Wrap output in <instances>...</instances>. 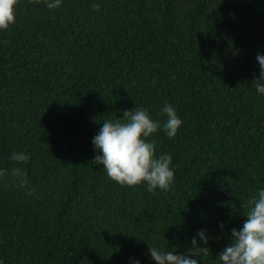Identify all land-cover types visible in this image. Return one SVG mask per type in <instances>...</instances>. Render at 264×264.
<instances>
[{"label":"trees","instance_id":"trees-1","mask_svg":"<svg viewBox=\"0 0 264 264\" xmlns=\"http://www.w3.org/2000/svg\"><path fill=\"white\" fill-rule=\"evenodd\" d=\"M258 52L264 0H18L0 30L2 264H157L150 246L188 252L201 228L196 258L220 264L264 186ZM165 102L183 121L152 134L172 184L114 181L94 160L101 123L136 107L163 121Z\"/></svg>","mask_w":264,"mask_h":264},{"label":"clouds","instance_id":"clouds-1","mask_svg":"<svg viewBox=\"0 0 264 264\" xmlns=\"http://www.w3.org/2000/svg\"><path fill=\"white\" fill-rule=\"evenodd\" d=\"M62 0H46V7L57 8ZM18 0H0V30L15 23ZM259 75L253 74L252 85L259 94H264V53L258 52ZM161 112L166 119L153 118L145 107L126 109L123 118L105 119L99 131L92 137L96 149L94 160L101 162L108 176L114 181L135 185L146 182L149 190L157 187L166 189L173 182L175 170L171 165L172 155L168 152L157 154V143L152 135L163 128L168 137H174L183 121L176 107L165 102ZM30 155L12 151L10 159L24 162ZM0 168V175L8 173ZM13 177H23L24 170L14 166L10 170ZM247 219L242 227L231 229L228 243L218 253L220 264H264V186L258 187L256 193L248 200ZM223 221L220 227L223 228ZM207 229H198L191 238L192 247L188 252L178 253L164 247L150 246L148 251L157 264H201L197 256L207 247L197 246L198 240L207 244ZM189 253H193L190 255ZM131 264H142L138 257H130ZM2 264V261H0Z\"/></svg>","mask_w":264,"mask_h":264}]
</instances>
